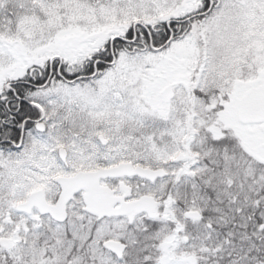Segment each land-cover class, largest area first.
<instances>
[{
  "label": "snow or ice",
  "instance_id": "1",
  "mask_svg": "<svg viewBox=\"0 0 264 264\" xmlns=\"http://www.w3.org/2000/svg\"><path fill=\"white\" fill-rule=\"evenodd\" d=\"M0 264H264V0H0Z\"/></svg>",
  "mask_w": 264,
  "mask_h": 264
}]
</instances>
